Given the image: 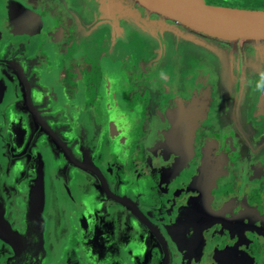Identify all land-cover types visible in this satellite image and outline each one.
Here are the masks:
<instances>
[{"label": "flooded vegetation", "instance_id": "flooded-vegetation-1", "mask_svg": "<svg viewBox=\"0 0 264 264\" xmlns=\"http://www.w3.org/2000/svg\"><path fill=\"white\" fill-rule=\"evenodd\" d=\"M250 41L136 0H0V264H264Z\"/></svg>", "mask_w": 264, "mask_h": 264}, {"label": "water", "instance_id": "water-1", "mask_svg": "<svg viewBox=\"0 0 264 264\" xmlns=\"http://www.w3.org/2000/svg\"><path fill=\"white\" fill-rule=\"evenodd\" d=\"M151 11L221 40L264 41V10L213 6L205 0H136ZM8 226L0 215V233Z\"/></svg>", "mask_w": 264, "mask_h": 264}, {"label": "rangeland", "instance_id": "rangeland-1", "mask_svg": "<svg viewBox=\"0 0 264 264\" xmlns=\"http://www.w3.org/2000/svg\"><path fill=\"white\" fill-rule=\"evenodd\" d=\"M250 43H252V45L257 46V47H263L264 46V41H250ZM168 50H169L168 57L173 56L171 49L168 48Z\"/></svg>", "mask_w": 264, "mask_h": 264}, {"label": "clouds", "instance_id": "clouds-1", "mask_svg": "<svg viewBox=\"0 0 264 264\" xmlns=\"http://www.w3.org/2000/svg\"><path fill=\"white\" fill-rule=\"evenodd\" d=\"M258 88L261 90H264V74L261 75L260 77V83L257 85Z\"/></svg>", "mask_w": 264, "mask_h": 264}]
</instances>
